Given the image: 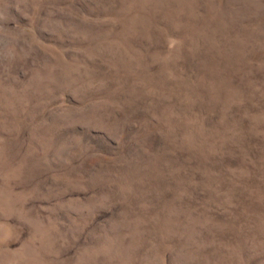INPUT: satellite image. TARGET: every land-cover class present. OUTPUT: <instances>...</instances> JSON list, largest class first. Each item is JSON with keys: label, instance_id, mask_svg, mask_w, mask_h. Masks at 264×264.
I'll return each mask as SVG.
<instances>
[{"label": "rangeland", "instance_id": "1", "mask_svg": "<svg viewBox=\"0 0 264 264\" xmlns=\"http://www.w3.org/2000/svg\"><path fill=\"white\" fill-rule=\"evenodd\" d=\"M0 264H264V0H0Z\"/></svg>", "mask_w": 264, "mask_h": 264}]
</instances>
